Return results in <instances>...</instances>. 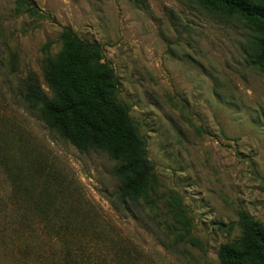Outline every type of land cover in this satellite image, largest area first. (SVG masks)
Segmentation results:
<instances>
[{
    "label": "rangeland",
    "instance_id": "obj_1",
    "mask_svg": "<svg viewBox=\"0 0 264 264\" xmlns=\"http://www.w3.org/2000/svg\"><path fill=\"white\" fill-rule=\"evenodd\" d=\"M64 27L114 70L158 182L145 199L122 201L119 162L76 149L23 103L29 78L47 92L42 65ZM249 34L197 0H0V264L49 261L47 231H19L23 199L91 208L78 220L138 253L135 264H220L240 213L264 229V64L251 62ZM177 203L191 242L179 241Z\"/></svg>",
    "mask_w": 264,
    "mask_h": 264
},
{
    "label": "trees",
    "instance_id": "obj_2",
    "mask_svg": "<svg viewBox=\"0 0 264 264\" xmlns=\"http://www.w3.org/2000/svg\"><path fill=\"white\" fill-rule=\"evenodd\" d=\"M207 13L245 24L251 41L250 59L264 64V0H197ZM57 54H48L42 65L47 92L35 79L24 83L23 103L31 112H39L52 129L80 151L96 149L120 164L114 174L119 179L122 201H138L155 192L158 184L154 167L147 156V144L132 121L128 105L117 98L118 80L113 68L104 61L97 43L80 39L68 28L61 29ZM49 44L45 49H49ZM13 210L19 231L36 224L47 231L49 250L46 264H135L138 253L121 240L96 232L79 216L90 214L82 204L28 202L16 200ZM36 215V221L31 216ZM172 217L181 227L179 241H190L189 223L184 208L177 203ZM239 238L223 244L218 251L220 264H264V229L258 222L240 213ZM92 230V231H90ZM105 247L103 253L101 246ZM54 247V249H53ZM108 254V255H107ZM111 255V256H110Z\"/></svg>",
    "mask_w": 264,
    "mask_h": 264
}]
</instances>
